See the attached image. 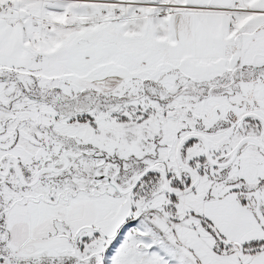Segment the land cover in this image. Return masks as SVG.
<instances>
[{
    "label": "snow or ice",
    "instance_id": "obj_1",
    "mask_svg": "<svg viewBox=\"0 0 264 264\" xmlns=\"http://www.w3.org/2000/svg\"><path fill=\"white\" fill-rule=\"evenodd\" d=\"M0 264H264V0H0Z\"/></svg>",
    "mask_w": 264,
    "mask_h": 264
}]
</instances>
